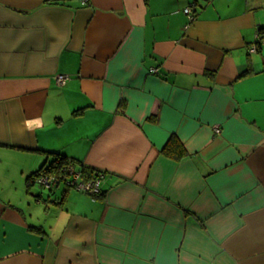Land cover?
<instances>
[{
  "label": "crops",
  "instance_id": "obj_1",
  "mask_svg": "<svg viewBox=\"0 0 264 264\" xmlns=\"http://www.w3.org/2000/svg\"><path fill=\"white\" fill-rule=\"evenodd\" d=\"M259 27L264 0H0V264H264ZM47 151L99 195L29 185Z\"/></svg>",
  "mask_w": 264,
  "mask_h": 264
},
{
  "label": "trees",
  "instance_id": "obj_2",
  "mask_svg": "<svg viewBox=\"0 0 264 264\" xmlns=\"http://www.w3.org/2000/svg\"><path fill=\"white\" fill-rule=\"evenodd\" d=\"M185 12V11H184ZM258 32L260 33V36L264 39V27H259ZM258 47L260 49L261 47V40L257 41ZM248 72V70L243 71L241 75H245ZM165 153L170 154L173 156L181 157L185 153H187V150L184 146V144L180 140H176L174 138H170L167 144L164 147ZM51 155H54L50 163L45 162L37 169L28 174L27 181L30 184L33 182H40L43 184L40 179L44 178L45 176H52L53 180L51 183H60L62 180H65L66 182H71V175L67 172L65 168H67V164H73L77 171L80 172L82 180L84 181H90L91 179L97 178L100 173L103 171L101 169H97L93 166L85 164L82 160L69 157L66 154L60 152V151H52L48 152ZM70 178V179H69ZM76 185V183H74ZM99 195V194H95ZM61 203V202H60Z\"/></svg>",
  "mask_w": 264,
  "mask_h": 264
},
{
  "label": "built area",
  "instance_id": "obj_3",
  "mask_svg": "<svg viewBox=\"0 0 264 264\" xmlns=\"http://www.w3.org/2000/svg\"><path fill=\"white\" fill-rule=\"evenodd\" d=\"M184 11L187 15L190 17V21L193 19V16L195 15L194 8L192 6H187L184 8ZM190 23V22H189ZM189 23L185 27H189ZM259 40H263L261 36H259ZM258 49V43H254L250 47V51L254 52ZM153 71H158L157 68H154ZM67 76L65 74H59L57 76V80L59 83H64L66 81ZM217 130H220L219 127H217ZM67 172L71 175V180L73 181V184L76 183V187L80 190L87 191L91 194H99L101 192V185H100V176L97 178L91 179L90 181H84L82 180L81 174L79 171H77L76 167L73 164H67V168H65ZM101 175V174H100ZM53 180V177L48 175L44 178H41L40 181L42 183L50 184Z\"/></svg>",
  "mask_w": 264,
  "mask_h": 264
},
{
  "label": "rangeland",
  "instance_id": "obj_4",
  "mask_svg": "<svg viewBox=\"0 0 264 264\" xmlns=\"http://www.w3.org/2000/svg\"><path fill=\"white\" fill-rule=\"evenodd\" d=\"M45 189H46V188H45ZM45 189H44V190H45ZM46 190L48 191V189H46Z\"/></svg>",
  "mask_w": 264,
  "mask_h": 264
}]
</instances>
